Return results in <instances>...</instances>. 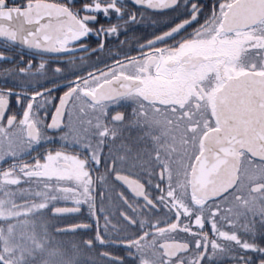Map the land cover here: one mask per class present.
<instances>
[{
  "label": "snow or ice",
  "instance_id": "obj_1",
  "mask_svg": "<svg viewBox=\"0 0 264 264\" xmlns=\"http://www.w3.org/2000/svg\"><path fill=\"white\" fill-rule=\"evenodd\" d=\"M0 264H264V0H0Z\"/></svg>",
  "mask_w": 264,
  "mask_h": 264
},
{
  "label": "flooded vegetation",
  "instance_id": "obj_2",
  "mask_svg": "<svg viewBox=\"0 0 264 264\" xmlns=\"http://www.w3.org/2000/svg\"><path fill=\"white\" fill-rule=\"evenodd\" d=\"M127 2L130 4L131 0H127ZM135 31H137V35L139 34H147L148 31L152 29V25L150 24V21H148L145 25H136L134 26Z\"/></svg>",
  "mask_w": 264,
  "mask_h": 264
}]
</instances>
